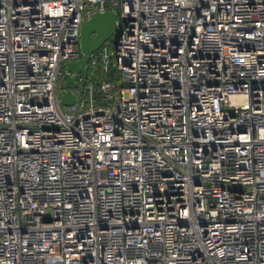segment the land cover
<instances>
[{"label": "built area", "instance_id": "2783aa9c", "mask_svg": "<svg viewBox=\"0 0 264 264\" xmlns=\"http://www.w3.org/2000/svg\"><path fill=\"white\" fill-rule=\"evenodd\" d=\"M0 264H264V0H0Z\"/></svg>", "mask_w": 264, "mask_h": 264}, {"label": "water", "instance_id": "95a60500", "mask_svg": "<svg viewBox=\"0 0 264 264\" xmlns=\"http://www.w3.org/2000/svg\"><path fill=\"white\" fill-rule=\"evenodd\" d=\"M118 32V13L114 10L95 11L85 18L80 29V47L83 56L78 60L65 62L67 79L63 86L66 90L61 95L63 104H72L78 100L77 96L69 89V84H75L77 74L88 73V64L91 55L98 51L105 42ZM73 72L74 74H70Z\"/></svg>", "mask_w": 264, "mask_h": 264}, {"label": "trees", "instance_id": "16d2710c", "mask_svg": "<svg viewBox=\"0 0 264 264\" xmlns=\"http://www.w3.org/2000/svg\"><path fill=\"white\" fill-rule=\"evenodd\" d=\"M114 43V37H112L109 40V45H113ZM102 76V69L101 68H96L94 70L91 71L89 77H88V81H91L95 84V99L97 102L99 103H105L106 101L104 100V96H103V92L101 90H99L98 88V84H99V80Z\"/></svg>", "mask_w": 264, "mask_h": 264}, {"label": "rangeland", "instance_id": "374dc122", "mask_svg": "<svg viewBox=\"0 0 264 264\" xmlns=\"http://www.w3.org/2000/svg\"><path fill=\"white\" fill-rule=\"evenodd\" d=\"M112 37H114V35H113ZM112 62L115 63V59H114V58L112 59ZM63 83H64V82H63V79L61 78V79H60V86H62Z\"/></svg>", "mask_w": 264, "mask_h": 264}]
</instances>
